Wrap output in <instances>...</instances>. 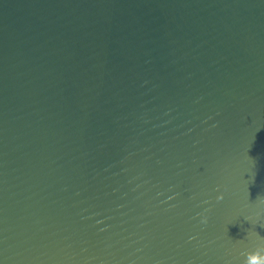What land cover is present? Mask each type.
Listing matches in <instances>:
<instances>
[{"label": "water", "instance_id": "water-1", "mask_svg": "<svg viewBox=\"0 0 264 264\" xmlns=\"http://www.w3.org/2000/svg\"><path fill=\"white\" fill-rule=\"evenodd\" d=\"M0 264H264V0H0Z\"/></svg>", "mask_w": 264, "mask_h": 264}]
</instances>
